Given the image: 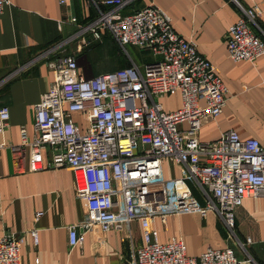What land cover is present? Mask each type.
<instances>
[{
    "label": "built area",
    "instance_id": "built-area-1",
    "mask_svg": "<svg viewBox=\"0 0 264 264\" xmlns=\"http://www.w3.org/2000/svg\"><path fill=\"white\" fill-rule=\"evenodd\" d=\"M131 1L96 2L97 17L80 26L72 39L80 36L88 45L87 33L100 39L107 30L124 50L133 45L155 59L85 78L74 54L52 57L58 45L41 52L38 59L53 71V80L35 105L34 137L29 139L22 126V143L10 148L18 161L29 148L31 170L71 169L88 210L83 229H123L139 221L144 244L132 264L256 263L236 234L235 211L245 198L264 196V146L235 130L215 140L199 139L204 123L222 114L228 89L197 43L179 34L159 6L122 14ZM9 3L0 0V14ZM238 7L240 17L226 36L227 50L234 61H255L264 55V30L258 21L264 9ZM167 96L180 97L177 108L167 109L160 100ZM9 119V107H0V135ZM166 161L180 166L181 176L167 178ZM183 213H215L245 258L233 246L209 247L195 258L187 255L182 238L161 243L155 220ZM26 235L0 236V264H19ZM30 235L37 244L36 230ZM69 240L71 247L81 244L78 225L69 227Z\"/></svg>",
    "mask_w": 264,
    "mask_h": 264
},
{
    "label": "crops",
    "instance_id": "crops-1",
    "mask_svg": "<svg viewBox=\"0 0 264 264\" xmlns=\"http://www.w3.org/2000/svg\"><path fill=\"white\" fill-rule=\"evenodd\" d=\"M9 1L0 14V107L10 109L9 122L0 135L5 143L0 148V236L9 232L27 234L19 264H132L136 249L144 244L139 221L109 231L83 229L80 224L88 210L77 193L71 169L31 170L29 148L18 161L10 147L22 143V126L27 128L29 139L34 137L35 105L53 80V71L38 59L41 52L58 45L52 57L74 54L79 73L85 78L132 63L143 66L155 56L128 45L134 52L126 47L127 56L121 58L120 44L107 30L102 31L100 39L87 33L84 37L88 45L80 36L72 39L80 26L97 17L96 2L103 0H69L65 4L60 0ZM238 3L264 9V0H132L121 13L131 14L151 4L159 6L171 17L175 30L194 40L199 53L217 68L228 89V100L222 114L202 126L198 134L201 141L215 140L235 130L241 138H256L264 146V55L255 61H234L227 50L226 36L240 17ZM258 21L264 30V12ZM75 117L81 120L79 114ZM163 170L167 178L182 174L180 166L167 161ZM38 212L42 215L37 216ZM235 222L238 238L256 261L243 264H264V196L245 198L235 211ZM72 225H78L82 237L75 247L69 240ZM153 227L161 243L182 238L191 257H199L209 247L227 246L235 247L240 258L246 255L215 213L206 217L198 213L170 215L165 220L157 218ZM33 230L37 244L30 235Z\"/></svg>",
    "mask_w": 264,
    "mask_h": 264
},
{
    "label": "rangeland",
    "instance_id": "rangeland-1",
    "mask_svg": "<svg viewBox=\"0 0 264 264\" xmlns=\"http://www.w3.org/2000/svg\"><path fill=\"white\" fill-rule=\"evenodd\" d=\"M127 48L130 50V52H132V51L134 52L132 46H127ZM118 51H119L121 58H124V56H127L125 50L121 46H120ZM134 57L137 58L136 55H134ZM160 100L163 101L167 107H171V108H175L179 104V97H177V96L163 97ZM45 157L47 158L46 153H45Z\"/></svg>",
    "mask_w": 264,
    "mask_h": 264
}]
</instances>
